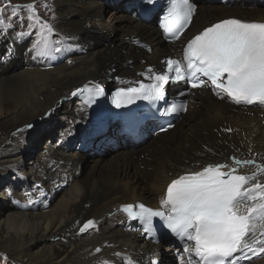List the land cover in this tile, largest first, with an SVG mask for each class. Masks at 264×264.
I'll return each instance as SVG.
<instances>
[{"label": "bare ground", "instance_id": "bare-ground-1", "mask_svg": "<svg viewBox=\"0 0 264 264\" xmlns=\"http://www.w3.org/2000/svg\"><path fill=\"white\" fill-rule=\"evenodd\" d=\"M197 1L189 27L174 42L162 39L155 15L141 20L136 0H51L48 22L57 43L47 56L29 51L34 33L19 45L11 29L1 36L0 183L12 176L0 189V244L12 262L188 264L183 244L162 240L160 232L147 236L121 205L161 207L173 179L209 164L232 165L233 156L264 164V106L236 105L211 87L191 89L186 112L170 130L133 139L119 132L114 114L72 95L84 85L104 91L145 81L149 69L160 72L164 57L179 54L220 20L264 22V0ZM180 88L168 85L165 91L171 97ZM56 117L45 150L34 149L41 142L36 127ZM25 156L29 165L18 164ZM88 219L99 227L79 234ZM240 264H264V254Z\"/></svg>", "mask_w": 264, "mask_h": 264}, {"label": "snow or ice", "instance_id": "snow-or-ice-1", "mask_svg": "<svg viewBox=\"0 0 264 264\" xmlns=\"http://www.w3.org/2000/svg\"><path fill=\"white\" fill-rule=\"evenodd\" d=\"M167 5L161 26L175 41L189 27L196 5L192 0H167ZM43 6L48 8L46 3ZM22 8L29 13L28 31L18 33L17 38L34 33L29 51L36 57L49 55L56 50V29L39 16L34 2L15 5L13 15ZM6 31L7 26L0 20V32ZM165 63V73L149 69V83L141 81L138 86L118 88L112 99L115 106L144 99L153 104L163 101L165 106L158 109L161 116L186 111L185 102L166 100L165 86L169 82H183L191 89L211 87L218 97L236 105L264 106V22L220 20L188 40L182 59L168 58ZM102 94V89L95 85H85L72 93L84 97L88 104ZM231 159L232 165L209 164L173 179L159 209L141 203L124 205L122 210L129 218L139 219L149 234L153 231V219L163 220L170 233L183 243L188 264H240L241 258L250 261L264 254V181L259 179L264 175V164L235 156ZM249 166L255 167V171L239 173L240 168ZM95 224L94 220L86 221L80 232L94 228Z\"/></svg>", "mask_w": 264, "mask_h": 264}, {"label": "rangeland", "instance_id": "rangeland-1", "mask_svg": "<svg viewBox=\"0 0 264 264\" xmlns=\"http://www.w3.org/2000/svg\"><path fill=\"white\" fill-rule=\"evenodd\" d=\"M30 0H9V2H8V4L11 6V5H21V4H23V3H27V2H29ZM33 2L35 3V5H37V7H38V9H39V13H40V15H41V18L43 19V20H47L48 21V18L50 17V19L53 17V10L51 9H49L50 8V3H51V0H33ZM47 4L48 5V8H45L43 5L44 4ZM110 4V3H109ZM200 4V3H199ZM106 6H108V10L109 11H111V10H115V8L112 6V4H110V5H106ZM197 6H199L198 4H197ZM3 8V11H4V14L5 15H3V17H2V21H3V24L5 25V26H7V31H8V29H11L10 28V25H12L13 26V23H14V25L16 26V28H15V26H14V28H12L11 29V31L13 32V34L15 35V36H17V34L18 33H21V32H26V31H28V19H27V17H28V10L27 9H23L22 8V15H18L16 18H15V16H12V14H11V11L9 10V8H7L4 4H3V0H0V9H2ZM131 10H128V12H130ZM116 13V12H115ZM7 31H6V33H7ZM5 32L3 33V34H6ZM1 32H0V36H1ZM2 34V35H3ZM26 38H28L29 36H25ZM30 38V37H29ZM18 39V38H17ZM25 40H28V39H25L24 37L20 40V41H18V40H15L16 41V45H19V44H21L23 41H25ZM55 40V39H54ZM95 41H97V40H95ZM4 52V49L1 51V54ZM183 115V114H182ZM182 115H180V116H182ZM180 118V117H179ZM178 118V119H179ZM59 119L60 118H54L52 121V123L51 124H48V123H45L44 121H42L41 122V124L39 125V126H37L36 127V129H35V131H36V133H37V130L39 131L38 133H39V135H41V142L38 144V146L36 147V148H34V149H38V148H41V150H45V143H44V138H46V136H45V134H46V132L48 131L47 129L48 128H52L54 125L56 126V123H58V121H59ZM177 122V120L175 121V123ZM174 123V124H175ZM33 127H31V129H32ZM56 128H57V126H56ZM34 131V132H35ZM15 133H20V131L19 130H16V132ZM24 135H26L25 133H22V135L21 134H19V138H21V139H19L20 141L21 140H23L22 139V137L24 136ZM104 141H106V142H108V143H110V142H112V141H110V140H106V139H104ZM76 142H80L79 140H77ZM44 146V148H42ZM33 149V152H36L35 150ZM83 150L84 151H87L88 150V147H83ZM91 152H93V151H89V154H91ZM30 160V158H28L27 156H25L24 158H22V161L21 160H19L17 163L19 164V163H27V165H29V163H28V161ZM87 170L86 169H84L83 170V173H85ZM12 176V173H9L8 175H7V179H5V181L3 180V182L2 183H0V189L2 190L3 188H5L6 186H7V184H8V180H9V178ZM62 186V184L61 185H59L57 188L59 189L60 187ZM20 187H21V189H20ZM26 188V190H27V187L26 186H18V187H15V190H18V191H22L23 192V188ZM0 190V191H1ZM51 204H52V201H51ZM82 225V224H81ZM80 225V226H81ZM98 225V224H97ZM79 226V227H80ZM0 240H1V238H0ZM6 252L3 250V247H2V244H0V264H19L20 262H12V259L10 260V258L8 257V255L7 254H5ZM173 260V259H172ZM24 263H26V262H22V263H20V264H24Z\"/></svg>", "mask_w": 264, "mask_h": 264}, {"label": "water", "instance_id": "water-1", "mask_svg": "<svg viewBox=\"0 0 264 264\" xmlns=\"http://www.w3.org/2000/svg\"><path fill=\"white\" fill-rule=\"evenodd\" d=\"M106 107H108V108H109V106H108V105H106Z\"/></svg>", "mask_w": 264, "mask_h": 264}]
</instances>
